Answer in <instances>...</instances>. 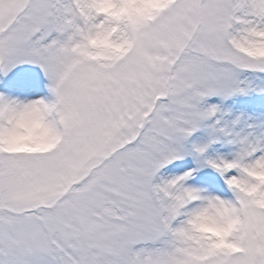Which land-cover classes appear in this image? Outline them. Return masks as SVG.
Instances as JSON below:
<instances>
[{
	"label": "snow or ice",
	"instance_id": "snow-or-ice-1",
	"mask_svg": "<svg viewBox=\"0 0 264 264\" xmlns=\"http://www.w3.org/2000/svg\"><path fill=\"white\" fill-rule=\"evenodd\" d=\"M100 2L0 0V76L51 97L41 146H0V264H264V124L207 103L264 93V0Z\"/></svg>",
	"mask_w": 264,
	"mask_h": 264
},
{
	"label": "rangeland",
	"instance_id": "rangeland-1",
	"mask_svg": "<svg viewBox=\"0 0 264 264\" xmlns=\"http://www.w3.org/2000/svg\"><path fill=\"white\" fill-rule=\"evenodd\" d=\"M48 81L38 67L31 65H20L14 68L7 76H0V93L25 100L30 94L39 93L46 100L50 99L47 88ZM207 103L217 104L225 113V119L232 120L239 116L244 120L264 124V93L250 92L246 95L237 94L228 99L221 100L219 97L208 98ZM207 139V132L200 129L193 133L188 143H201ZM230 147L221 143L210 146L209 155L227 154ZM196 159L187 155L182 160L174 161L161 172L167 174L169 170L175 169L176 174L188 168H197ZM198 186L207 187L210 192L219 193L222 182L218 175L210 168H199L193 174Z\"/></svg>",
	"mask_w": 264,
	"mask_h": 264
},
{
	"label": "clouds",
	"instance_id": "clouds-1",
	"mask_svg": "<svg viewBox=\"0 0 264 264\" xmlns=\"http://www.w3.org/2000/svg\"><path fill=\"white\" fill-rule=\"evenodd\" d=\"M99 7L111 11L108 0H101ZM103 40L96 41L97 55L104 52ZM0 146L13 150L34 149L41 146L47 135V116L43 108L45 98L21 100L0 93Z\"/></svg>",
	"mask_w": 264,
	"mask_h": 264
},
{
	"label": "bare ground",
	"instance_id": "bare-ground-1",
	"mask_svg": "<svg viewBox=\"0 0 264 264\" xmlns=\"http://www.w3.org/2000/svg\"><path fill=\"white\" fill-rule=\"evenodd\" d=\"M42 96L39 93H35V94H30L25 100H29V99H37V98H41ZM43 98V97H42Z\"/></svg>",
	"mask_w": 264,
	"mask_h": 264
}]
</instances>
